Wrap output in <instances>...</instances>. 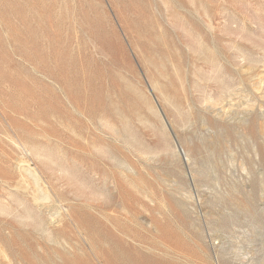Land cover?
Returning <instances> with one entry per match:
<instances>
[{
    "label": "rangeland",
    "instance_id": "obj_1",
    "mask_svg": "<svg viewBox=\"0 0 264 264\" xmlns=\"http://www.w3.org/2000/svg\"><path fill=\"white\" fill-rule=\"evenodd\" d=\"M0 264H264V0H0Z\"/></svg>",
    "mask_w": 264,
    "mask_h": 264
}]
</instances>
